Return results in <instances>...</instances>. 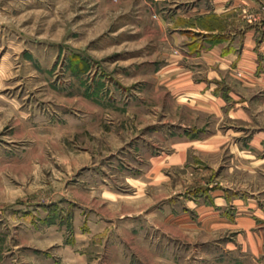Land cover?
<instances>
[{
	"label": "rangeland",
	"instance_id": "374dc122",
	"mask_svg": "<svg viewBox=\"0 0 264 264\" xmlns=\"http://www.w3.org/2000/svg\"><path fill=\"white\" fill-rule=\"evenodd\" d=\"M199 2L0 0V264H264L262 105L216 121L167 80L172 32L220 26H182ZM171 135L192 141L179 165Z\"/></svg>",
	"mask_w": 264,
	"mask_h": 264
},
{
	"label": "crops",
	"instance_id": "0c3cea01",
	"mask_svg": "<svg viewBox=\"0 0 264 264\" xmlns=\"http://www.w3.org/2000/svg\"><path fill=\"white\" fill-rule=\"evenodd\" d=\"M213 17L220 24L215 32L199 30L213 35L206 40L191 43V36L186 32L190 28H184L182 33L179 29L172 32V41L180 42L183 49L179 52L181 59L173 61L166 70L168 83L176 88L182 87L183 98L177 102L192 113L216 121L226 119L250 123L257 105H262L264 111V0H201L181 16L182 26ZM178 21L176 19L173 24H178ZM231 133H215L194 146L203 151L217 152L226 139L236 136L233 131ZM171 138L170 143L176 152L167 162L170 165L182 164L187 159L192 141H180L185 137L175 138L174 135ZM263 141L264 131H260L250 147L257 148L255 151L260 153L262 148L259 145ZM249 153L253 160L255 152L250 149ZM234 203L238 210L236 226L253 230L256 222L252 216H262V211L256 209L254 198H235Z\"/></svg>",
	"mask_w": 264,
	"mask_h": 264
}]
</instances>
